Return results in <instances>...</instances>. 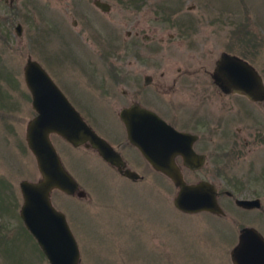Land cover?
Here are the masks:
<instances>
[{
	"label": "rangeland",
	"instance_id": "374dc122",
	"mask_svg": "<svg viewBox=\"0 0 264 264\" xmlns=\"http://www.w3.org/2000/svg\"><path fill=\"white\" fill-rule=\"evenodd\" d=\"M105 1L111 5L108 11L96 7L93 0H0V86L6 93L4 97L0 93V236H26L29 245L32 242L31 263L49 264L19 216V181L40 177L25 141L26 122L36 113L23 79L27 56L46 68L51 65L53 71L66 62L64 71L73 73L76 60H87L104 72L102 61L108 56L104 50L116 44L112 55L109 52L113 60H134V51L139 50L146 73L157 75L161 70L169 76L177 67L188 68L207 84L211 128L218 119L225 120L223 129L217 126L210 150H217L216 145L225 140V150L229 144L235 151L221 161L210 156L200 170L184 171L185 179L209 180L235 197H259L261 205L246 209L222 195L219 201L225 215L181 212L172 203L175 187L149 163L134 161L127 152L128 165L144 175L143 180L127 184L96 153L53 134L62 163L87 192L85 198L58 189L51 192L53 205L65 213L77 239L81 263L232 264L230 249L241 227L252 225L264 235V99L222 94L211 71L220 52L228 49L244 53L264 80V0ZM179 20L187 24L182 27ZM18 22L20 35L15 31ZM135 29H140L139 37L145 34L154 40L141 42L125 54L123 40L128 30ZM95 37L101 40L103 52L95 48L99 42ZM154 43L160 46L159 54L149 47ZM122 86L113 88L115 94L111 89V95L100 97L98 103L109 102L108 107L116 108L122 101ZM107 117L118 121L116 112ZM104 121L101 117V129H106ZM154 190H158L156 197L150 199L148 194H155Z\"/></svg>",
	"mask_w": 264,
	"mask_h": 264
},
{
	"label": "water",
	"instance_id": "95a60500",
	"mask_svg": "<svg viewBox=\"0 0 264 264\" xmlns=\"http://www.w3.org/2000/svg\"><path fill=\"white\" fill-rule=\"evenodd\" d=\"M94 3L103 11L110 9L107 1L95 0ZM15 31L21 34V23H16ZM211 77L225 92L244 94L252 100L264 99L261 73L255 65L235 53L221 51ZM23 79L31 95V106L36 112L26 122L25 141L35 157L40 177L19 181L22 196L19 214L50 264H80L75 235L65 213L53 205L51 192L59 189L78 197L85 196L86 192L62 163L51 135L57 134L73 146L85 144L95 148L105 161L116 166L124 175L135 178L138 173L124 167L121 155L86 122L42 64L30 55L23 66ZM139 112L147 117L146 126L140 131H133L128 126L126 109H121L119 116L129 128L131 142L150 165L168 175L178 187L173 197L174 206L189 213L203 210L223 213L217 201L215 184L206 179L187 182L174 160L179 153L190 168H198L204 163L205 156L191 147L193 136L177 131L148 109L140 108ZM226 192L232 194L229 190ZM234 202L243 208H258L261 205L259 197H235ZM230 259L232 264H264V235L252 225L241 227L237 242L230 249Z\"/></svg>",
	"mask_w": 264,
	"mask_h": 264
},
{
	"label": "flooded vegetation",
	"instance_id": "af4514ba",
	"mask_svg": "<svg viewBox=\"0 0 264 264\" xmlns=\"http://www.w3.org/2000/svg\"><path fill=\"white\" fill-rule=\"evenodd\" d=\"M94 1L95 0H93V3ZM94 5L99 9H101L95 3ZM109 6L111 7L110 4ZM74 9L77 12V2ZM72 23L74 25H77V19L73 18ZM177 24L183 27L187 23L184 22L183 20H179L177 21ZM139 31L140 29H135L134 31L131 30L127 31L126 37L124 38L122 43L125 54H128L132 47L138 48L141 42L149 43L150 41L154 40L153 37L147 36L145 34H142L139 37L140 35ZM234 31H235L234 36L238 37L240 34L239 28L238 30L234 29ZM74 37H75V41H77V34L76 35L74 34ZM95 38H96L95 40L99 41L95 43V48L103 52L104 49L103 50L101 49L102 47V44L100 43L101 40L97 39V37ZM157 42L160 44L161 42L160 39H158ZM159 44L154 43L153 46L151 45L149 47L151 50L155 51L156 54H159V50H160ZM116 46L117 45L114 44L111 46L109 51L108 49L104 50L107 51L108 53V56L106 55V57L102 61V63H104L103 64V68L105 69L104 72L99 70V66L97 65L96 62L87 61V60L81 63L77 62L76 60L75 61L76 70L73 73L71 72L66 73L64 71L63 67L66 62H62L61 65H57V71L51 70L49 68V66L52 67L51 65L47 66V68L49 69H47L45 65L42 66L47 70L49 75L53 78V80L57 83V85L61 88V90L66 94L70 102L80 112V114L83 116L86 122L98 134L104 137L109 142V144H111V146L121 155V157L125 162L124 167H128L130 169L137 171L136 169L128 165V161L126 158L127 152H130L133 155L134 161H138V162L145 161L149 163L147 159L143 156L139 148L133 142H131L128 132L129 130L128 126L133 131H140L142 130V128H145L147 117L144 115L141 116V113L139 112L140 108H145L154 112L156 115L164 119L171 127L176 129L177 131L187 132L193 136L191 141V147L196 153L203 154L205 156V161L198 168H190L185 165L184 157L181 154L177 153L174 156V160L179 166L181 172L183 173L184 179H185L184 171L193 172L200 170L207 163L210 156H213L214 160L217 159L221 161L223 158H226L227 155H231L235 151L234 145H229V144L228 146L230 149L225 150V147L227 146L225 140L224 142L223 141L219 142L216 145L218 146L217 150L215 151L210 150V142L212 141V136L218 133L219 128H221L224 125L223 121L225 120L221 118L218 119L216 123V127L211 128L208 105L206 104V99L209 98V93L207 90H205L207 89V84H205L203 81L200 82L198 78L195 77L192 74V71H190L188 68L177 67L175 73L174 74L172 73V75L169 76L166 75L165 71H161V70L158 72L157 75H155V73L154 74L146 73L145 71L146 66L143 64V60L141 58V54L139 53V50L134 51V57H136V59L134 60L127 59L123 61L121 60L124 63H120L121 62L120 60H113L110 57L112 55V52L115 51ZM222 51L235 53L248 60V58L244 57L243 55L239 54L236 51L232 52L228 49ZM254 51H256V49ZM109 52L111 53V55ZM61 77L65 81L63 80L60 81ZM120 84L123 85L120 89V92L122 94V101L121 103H119V105L116 108L108 107L110 105L109 102H107V105L106 103L102 104V102L100 104L98 103L100 97L105 96V94L111 95L110 92L111 89L113 90L112 93L115 94L113 88L117 89ZM217 87L222 91V94L226 95L230 93H235V92H225L219 86ZM192 89L197 91H192ZM240 95H244V94H240ZM253 101H261V100H253ZM121 109L127 110L126 114L128 117V126L119 116V112ZM115 112L117 114L118 121L109 119L107 117ZM101 117L107 120V122L104 121L106 126L103 125L106 127V129H101V124H102L100 123ZM217 126L220 127L218 128ZM227 127L229 129V132L233 133L228 125ZM98 128L101 131H99ZM222 129H221L222 132L221 135L225 136L226 132L225 130L222 131ZM174 138L175 137H173V139ZM235 142H237L236 139ZM74 147H84L90 150L91 153H96L101 158V160L106 162L113 170L116 171V172L114 171L115 174H117L118 178L120 179L122 178L124 183L133 184L143 180L144 178V175L140 174L138 171H137L138 176L135 178L124 175L122 172L118 171L116 166L105 161L99 155L97 150L91 146L80 144ZM219 149L221 150L218 151ZM156 171L159 174L166 177L167 180H169L173 184V186L175 187V193H174L175 195L178 187L173 183V181L170 179L168 175H166L161 171L158 170ZM215 186L217 189L216 197L219 204H220L219 197L222 195L231 197L234 201L235 196L233 195V193L228 194L226 192L229 189H219L218 187L219 185H215ZM157 191L154 190L155 194H150V193L148 194L150 199L152 198V196L156 197ZM133 192L134 191H131V195L135 196L136 194ZM67 195H71V194H67ZM86 196H87V192L85 196L81 198H85ZM138 196L141 195L139 194ZM173 197H172V203H173ZM158 198H161V196H158ZM175 208L178 209L177 207ZM221 208L223 209L222 206ZM179 211L184 212L182 210ZM203 211L214 213L216 215H225V210L223 213H216L208 210H203ZM185 213H189V212H185ZM17 246L19 247V250H16ZM31 248H32V242L29 245V239L26 236H16L15 234L0 236V264H32ZM27 260H29V262H27ZM47 261L49 263L48 259ZM80 264H82L81 258H80Z\"/></svg>",
	"mask_w": 264,
	"mask_h": 264
},
{
	"label": "trees",
	"instance_id": "16d2710c",
	"mask_svg": "<svg viewBox=\"0 0 264 264\" xmlns=\"http://www.w3.org/2000/svg\"><path fill=\"white\" fill-rule=\"evenodd\" d=\"M241 55H243L244 57H247L244 53H240ZM10 76L8 77L9 78V81L11 80L12 82H14V77H13V75L12 74H9ZM13 85H17V82H15ZM0 93H1V96L2 97H4V96H6V93H5V90H4V87H2V86H0ZM4 204H2V206H3ZM26 231H28L27 230V228L24 226L23 227ZM29 232V231H28ZM30 233V232H29ZM30 235H32L31 233H30Z\"/></svg>",
	"mask_w": 264,
	"mask_h": 264
}]
</instances>
